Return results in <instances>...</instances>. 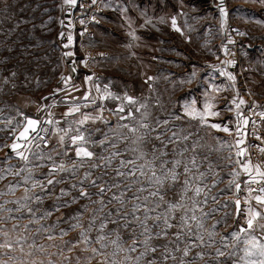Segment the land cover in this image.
Masks as SVG:
<instances>
[{
	"label": "rangeland",
	"instance_id": "rangeland-1",
	"mask_svg": "<svg viewBox=\"0 0 264 264\" xmlns=\"http://www.w3.org/2000/svg\"><path fill=\"white\" fill-rule=\"evenodd\" d=\"M75 3L66 0H0V217L3 218L0 219V244L12 245L10 249L0 247V264H135L136 256L143 251L139 243L143 237L137 239V250L129 253L121 249H127L133 244L131 228H117V225L109 223L103 233L107 238L100 243L96 242L97 235L101 234L97 229L101 223L100 218L105 213L112 211L115 215V209L120 207L116 201L107 203L113 193L119 195L121 190L125 191L127 207L123 211H129L132 194L140 187L149 186L148 177L151 173L147 168L144 176H141L139 171L135 176H117L118 169L127 172L133 167L128 165L121 168V160H135L138 167L146 160L153 159L154 148L158 157L160 150L166 153L160 159L182 161L177 169L179 178L167 190L166 195L167 200L183 204L182 208L175 211L176 219L172 223L179 225L180 217L186 212L189 216L192 215L193 199L197 202V216H200L201 210L207 213L215 209L214 213L204 218L203 228L199 230L204 237V246L193 247L185 259L192 261L196 254L201 252L204 253L203 259H195L194 264H217V260L221 264H245V259L259 260L258 255L245 257V250L248 248L245 241L249 235L264 242V207L258 205L255 200L257 195L264 196V193L250 191L249 183L252 177L256 176L258 167L245 159L241 165V176H234L230 181L235 182L230 184V181L222 183L221 180L228 174L229 165L223 168L208 166V155L211 153L220 157L221 150L228 144L224 140L220 141L223 133H226L227 137L233 133L236 141H242L239 143L242 147L245 145V128L238 130L235 113H227L224 117L218 112V99L223 96L215 95L214 88H221L225 78L218 77L220 81L214 86L210 83L211 79L201 83L198 81L201 66L210 69L220 60L224 39L219 49L213 44L212 37L203 42L202 51L197 50V43L193 44L192 48L196 50L191 54V60L196 64L193 78L198 83H193L190 89L195 96H183L184 85L169 82L167 60L155 61L156 55L168 58L169 54L164 51L165 45L159 47L157 36L153 35L151 30L147 31L151 29V21L143 23L144 40L141 39L139 43L134 30L121 35L119 21H115L118 35L110 37L109 27L103 18L91 36L80 40L75 34L76 31L69 25ZM158 7L163 14L160 17L159 33L168 38V21L164 16L168 6ZM177 7H180V4ZM147 13L151 15L152 11L149 9ZM134 20L135 17L132 18V21ZM227 24H233L244 40L238 53L239 69L236 72L230 71L235 76L232 84L237 81L239 96L257 98L255 107L249 104L246 110L254 108L257 113L262 114L264 52L247 53L243 46L250 43L264 45V20L247 21L242 28L230 20L225 22V26ZM132 25H135V22H132ZM175 41L178 43L180 38ZM103 55L106 57H102ZM128 97L134 102L129 103ZM76 107L79 111L72 112ZM121 108L123 111H120ZM70 112L71 115H66ZM129 113L132 114L131 118ZM46 115L53 118V130L46 145L40 146L28 141L26 146L18 151L23 153L27 160L21 159L16 152H7L12 138L23 125V117L39 118ZM85 116L89 119L80 124ZM201 116L204 117L203 120ZM143 124L148 125V128L142 127ZM212 124H220L221 128L226 126L229 131L216 130L211 127ZM132 128L136 131H130ZM80 134L86 137L87 142L82 145L80 142L73 144L72 136ZM185 136L188 137L187 140L183 139ZM138 137L143 139L134 143ZM101 141L104 142L103 145ZM237 143L235 142V145ZM77 146L87 148L94 153V157L79 162L75 154ZM184 149L186 151H183V156L177 155ZM234 149L237 150V146ZM140 152L145 153L143 159H137ZM108 158L111 163L105 166ZM193 158L195 167L192 165ZM160 159L155 161L157 168ZM53 162L57 165L63 163L69 170L49 177ZM73 162H76L74 173L71 171ZM185 163L191 169L188 174L184 173ZM93 164L100 167L93 168ZM246 165L251 168V172L244 171ZM166 167L170 168L171 164ZM89 171L91 179L96 180L98 185L118 183L120 187H113L103 197L106 207L102 212H95L96 225L88 233L90 242L80 243L69 250L71 245L64 242L76 243L80 239L79 233L82 229L68 230L67 235L61 236V229H69L68 218L82 212L80 223L86 230L94 210L100 206L87 199H77L68 207H61L59 211L53 210V205L78 197V189L72 190L71 185L77 184L79 188L80 180L85 172ZM200 173H204L202 178ZM49 178L62 182L48 186ZM186 178H191V186L189 191L184 193ZM25 179H28L27 183L24 182ZM34 182L44 184L46 191L42 192L39 187L33 188ZM236 183L240 184L238 194L235 193ZM128 185H131V191L127 190ZM197 186L203 188L200 196H195ZM62 188L67 190L69 195L57 201L56 197L60 195ZM84 188L91 193L98 191V188L89 187L87 182ZM33 194L41 195L42 203L25 200V196ZM147 194L140 193L141 197ZM91 199L95 201L100 197L93 195ZM237 199L240 200L241 208L239 216L236 215ZM246 200L248 203H245ZM21 204H26L27 207L17 212L16 209ZM84 205L88 206L87 211L83 210ZM249 206L260 211L262 215L254 221L252 230L240 233L239 239L234 240L231 233H239L241 227L247 229ZM28 207L36 213L35 217L28 213ZM165 208L166 205L162 206L160 211ZM46 209L51 210L52 215L40 219ZM58 217H63V220L58 222ZM33 220L38 222H30ZM151 223L149 221V224ZM53 225L54 228L51 227ZM136 231L138 233L141 230L137 228ZM178 231H181L178 226L169 229L168 239H174ZM183 231L187 232V229ZM196 232L195 223L192 222L193 236H184V242H178L179 247L183 249L185 243L191 244ZM209 233L214 234L209 236ZM117 234L120 240L114 245L112 241L116 239ZM49 235L53 239H48ZM223 237H227V247L221 243ZM18 240L20 243H17ZM153 243L159 246L168 243V240H154ZM101 244L105 246L101 247ZM169 246L175 248L176 245ZM217 248L224 251L225 255L217 257ZM92 249H96V252ZM175 254L179 258L183 253L181 251ZM156 255L158 256L159 252ZM167 264L173 262L169 260Z\"/></svg>",
	"mask_w": 264,
	"mask_h": 264
},
{
	"label": "snow or ice",
	"instance_id": "snow-or-ice-1",
	"mask_svg": "<svg viewBox=\"0 0 264 264\" xmlns=\"http://www.w3.org/2000/svg\"><path fill=\"white\" fill-rule=\"evenodd\" d=\"M66 2L70 3H75V0H66ZM96 0H93V3H95ZM220 12L222 15H225V11L223 8L220 9ZM173 26H175V19H173ZM15 75V74H13ZM231 78V77H230ZM90 79V78H89ZM151 79V77H149ZM128 102L133 103L134 101L132 100L131 97H128ZM243 103V101H241ZM143 107V105L141 106ZM79 111V108H73L72 112H77ZM120 111H123V108L120 109ZM139 111V109H137ZM72 113H67L66 115H71ZM189 115H192V113H188ZM212 115H215V113H210ZM131 113H129V118H131ZM202 120L204 119L203 116L200 117ZM89 119L88 116L84 117V120L80 121V124H83L85 121ZM123 119V117H122ZM51 123V121H49ZM167 123V122H165ZM38 122L33 119H28L27 120V125L25 126L23 132L20 134V138L27 139L26 133L29 131H36V126ZM144 128H148V125L143 124L141 125ZM123 127H128V125H123ZM212 128L216 130H223L225 132H228L229 129L225 126L221 128L220 124H212ZM130 131L135 132L136 129L132 128ZM67 134V133H65ZM175 135V134H174ZM159 139V137H156ZM143 137H138L137 141H134V143H137L139 140H142ZM184 140H187L188 137L185 136L183 138ZM170 142L171 138H169ZM61 141H63V137H61ZM77 142H80V145L86 143V137L83 134L80 135H74L72 136V143L77 144ZM103 141H101V145H103ZM238 143H242V141H239ZM20 147L19 144L13 143L11 145V149L13 152H16L18 156H20L21 159L27 160V157L23 155V153L18 152L17 149ZM115 147V145H113ZM133 151H138V149H133ZM157 150L154 148L153 152V159L151 161H145L144 164L139 165L138 167L136 166V161L135 160H121L120 166L121 168H126L128 165H132L133 167L130 168L127 172L120 171L119 169L117 170V176H135V173L137 171L140 172L141 176L146 175L145 168H147L148 172L151 173V175L148 177V187H140L137 189L136 192L132 194V204H131V209L129 211H123L124 208L127 207L126 205V195L125 191L121 190L119 192V195L116 193H113L111 198L107 201V203H112L113 201H116L120 207L115 209V215L113 214L112 211H109L105 213L100 219L101 223L99 224V228L97 231L101 233L100 235H97L96 237V242L100 243L101 241L105 240L107 237L104 235L105 229L108 227V224H115L117 225V228H131L132 229V234L134 236L133 239V244L130 245L127 249H121L126 252H135L137 250L136 244H137V239L139 237H143L142 240H139L140 245L143 247V251L139 253V255L136 256L135 258V264H167L169 260L173 262V264H194L195 259H203L204 253L198 252L196 254V257L193 258L192 261H188L185 258H187L191 252V249L193 247H203L204 244V237L199 233V230L203 228V222L204 218L211 215L212 213L215 212V209H213L211 212H203L201 210L200 216L196 215L197 212V207H196V200L193 199V207L191 209L192 215L189 216L187 212L185 215L180 217V222L179 225H174L172 223L173 220L176 219L175 217V211L178 208H182L183 204L182 203H173L171 200L166 199L167 195V190L170 189L178 180L179 178V173L177 172V169L181 166V159H173L172 161H169L167 159H160L161 157L165 156L166 153L163 150H160V155L159 157L155 155V152ZM183 151H186V149L182 150L181 152L177 153L179 156H183ZM175 152V150H174ZM76 157L78 158L79 162H83L84 159L91 160L94 157V153L89 151L87 148L83 146H77L76 147ZM242 154L241 152L238 153ZM113 155H119V153H113ZM145 156V153L140 152V155L137 157V159H143ZM49 159H51L49 157ZM103 159V158H102ZM157 159H160V164L159 168L155 166V161ZM111 163L110 158L107 159L106 165H109ZM171 164V167L168 168L166 167L168 164ZM192 165L195 167V158L192 160ZM93 168L95 167H100V165L93 164ZM76 169V162H73V167L71 171L74 173ZM69 169H66L64 164L61 163L59 165L55 164L53 162L52 167L49 169V177H53L56 173L58 172H64L68 171ZM191 171V169L188 167V165L185 163L184 164V173L188 174ZM245 172H251V168L249 166H245L244 168ZM19 175V173H16ZM204 176V173H200V178ZM256 176L261 177L264 179V172H262L259 168L256 169ZM256 176L252 177L253 182L256 181ZM30 178V177H29ZM199 179V178H197ZM25 183L28 182V179H25ZM62 181L56 180L54 178H49L47 179V185L48 186H54L57 183H60ZM88 183L89 187H95L98 188V191L95 193H91L89 191H86L84 188V184ZM134 183L136 181H133ZM235 181H230L231 183H234ZM168 186L167 188L165 186ZM191 186V178H186L184 180V188L183 191L184 193H187L190 189ZM214 186V185H213ZM39 187L42 192L46 191L45 185L41 184L39 182H34L33 183V188ZM115 187L119 189V184L118 183H113L111 185H98L96 180L91 179V172H85L84 177L80 180L79 182V188L77 184H72L71 189L72 190H77L79 191V196L78 197H73L72 200L70 201H63L62 203H56L53 205V210L59 211L61 207H68L70 204L75 203L77 199H87L93 204H98L100 207L96 210H94V214L92 215L91 219L89 220V226L88 229H83V226L80 223V219L82 216V212H78L76 215L70 216L68 218V223H69V229H61V236L67 235L68 230H75L77 228H81L82 230L79 233L80 239L76 242L73 243L72 241H65L64 243L66 245H71L70 249L75 248L78 244L83 243V244H88L89 241V236L88 233L91 231V229L96 225V220L97 216L95 215V212H102L103 209L106 207L105 200L103 197L105 196L106 192L111 191V189ZM235 187L237 191L240 189V184L236 183ZM11 190V189H10ZM127 190L131 191V185L127 186ZM26 192L28 189L25 190ZM203 188L197 186L195 188V196H200L202 193ZM251 191V189H250ZM260 192H264V187L259 189ZM147 192L148 194L146 196L141 197L140 193ZM69 195V192L65 189L60 190V195L56 197L57 201H60L62 197ZM93 195H96L100 197V199L93 201L91 198ZM206 199L204 203H206ZM215 200V197H213ZM25 200H34V203H42L43 197L39 194H33V196H25ZM255 200L257 201V204L260 205L261 207H264V196L257 195L255 197ZM17 203V202H14ZM245 203H248L247 200ZM236 204V210H237V216L240 215L241 208H240V200L235 201ZM166 208L163 211H160L162 206H165ZM227 205L225 204V207ZM27 207L26 204H21L20 207L16 209L17 212H20L22 208ZM84 211H87L88 206L84 205L82 206ZM28 213L32 216L35 217L36 213L33 211L31 207L27 208ZM11 211V210H9ZM52 215L51 210H44L42 213L40 219H46L48 216ZM262 213L260 211H257L253 209L251 206H249L248 211H247V229L244 227H241L239 230V233L233 232L231 233V237L234 240H238L240 237V233H245L246 231L252 230L254 228V221L257 220L258 217H261ZM0 219H3L0 217ZM58 222L63 220V217H58L57 218ZM149 221L152 223L149 224ZM30 222H38L36 220L30 221ZM192 222L195 223V227L197 229V232L195 234V238L193 239L191 244L185 243V246L183 249L179 247V243H183V237L188 236L192 237ZM179 227L181 231H178L175 234L174 239H168L169 238V229L173 227ZM15 227V226H14ZM55 227V225L51 226ZM25 228H27V225H25ZM139 228L141 231L137 233L136 229ZM213 228H215V225H213ZM183 229H187V232H184ZM50 229H45V231H49ZM214 233H209V236H212ZM7 235V233H5ZM48 239H53L51 235L48 236ZM160 239H167L168 243L161 244L157 246L156 244L153 243L154 240H160ZM120 240V236L117 234V237L115 240L112 241V244L116 245L118 241ZM227 240V237H223L221 240V243L224 244V247H227V243L225 241ZM199 241V243H197ZM179 242V243H178ZM17 243H20L18 240ZM245 243L248 245V248L245 250V257H252V256H259V260H248L245 259V264H264V242H262L261 239H258L256 236L249 235V238L245 241ZM175 244V248L170 247L169 245ZM105 245L101 244V247H104ZM211 244H209V247ZM0 247H6V248H11L12 245L10 243H5V244H0ZM160 249H163L162 251ZM22 250V249H21ZM93 252H96V249H92ZM182 251V256L179 258L176 256L175 253L181 252ZM159 252V255L157 256L156 254ZM217 257L224 256L225 253L222 251L220 248H217L216 250ZM151 256V259H148L147 257ZM127 259V257H126ZM244 259V258H242ZM51 264V262H50ZM217 264H221L219 260H217Z\"/></svg>",
	"mask_w": 264,
	"mask_h": 264
},
{
	"label": "crops",
	"instance_id": "crops-1",
	"mask_svg": "<svg viewBox=\"0 0 264 264\" xmlns=\"http://www.w3.org/2000/svg\"><path fill=\"white\" fill-rule=\"evenodd\" d=\"M178 4H180V7H177ZM161 5L168 6L167 12L164 11V16H166L168 21V38L159 33L161 30L159 26L160 17L163 14L158 6ZM221 8L224 9L225 15L221 14ZM149 9L152 11L151 15L147 13ZM104 10L102 18L109 27L108 33L110 37L118 35L115 29V21H119L121 35H125L126 32L131 33V30H134L139 43L144 36L142 34L145 29L143 23L151 21V29L149 28L147 31L151 30L153 35L157 36L159 47L165 45L164 51L169 54L168 58L156 55L155 61L165 62L164 60H167L166 68L169 74V82L172 84H183V96H195L190 89L193 83H198L193 78L195 75L194 69H196V64L191 60V54L196 51L192 48L193 44L197 43V50L202 51L203 42L212 37L214 40L213 44H216L219 49L221 47L220 43H223L226 21H233L241 27L247 21L264 20V0H111L105 5ZM134 17L135 20L132 21ZM173 19H175V26H173ZM132 22H135V25H132ZM176 38H180L178 43L175 41ZM243 47L247 53L264 52V45L250 43V45ZM200 71L199 83L203 80L211 79L210 83L214 86L220 81L218 77L223 76L225 78L221 88H214L215 95L223 96L218 99V112L222 113L224 117L227 116V113H235L238 130L246 128V108L249 104L255 107L254 104L257 102V98L254 96H252L253 99L250 96H239L237 81L234 85L232 84L235 76L229 70L227 72L226 68L208 69L201 66ZM232 135L233 133L227 137V134L223 133L220 138V141L228 142L225 148L221 150L222 155L220 157L211 153L208 155V166L215 165L223 168L229 165L227 167L228 174L222 179L219 178L222 183L229 182L234 176L240 177L242 174L241 165L246 161L244 155L243 159H241L240 154L238 155L244 146L242 147L239 143L235 145V142L240 140L236 141ZM235 146H237V150L234 149ZM215 161L217 164H215ZM238 192L236 189L235 193L238 194Z\"/></svg>",
	"mask_w": 264,
	"mask_h": 264
},
{
	"label": "built area",
	"instance_id": "built-area-1",
	"mask_svg": "<svg viewBox=\"0 0 264 264\" xmlns=\"http://www.w3.org/2000/svg\"><path fill=\"white\" fill-rule=\"evenodd\" d=\"M111 0H77L72 8L69 20L70 27L76 31L75 34L80 40L92 35L93 30L101 23L105 5ZM243 35L233 24L224 27V47L220 60H217L213 68H226L231 72L239 69V48L243 44ZM102 57H106L103 55ZM247 126L245 128V145L243 147L244 156L253 165L264 172V113H257L254 108L246 110ZM26 117L22 118L24 121ZM38 119L37 131L31 136L29 142L44 146L47 144L50 133L53 130V118L51 116H41ZM51 121V123H49ZM27 142L25 143L26 146ZM259 177V176H258ZM256 177L257 182L250 183V188L254 192H260L264 187V179Z\"/></svg>",
	"mask_w": 264,
	"mask_h": 264
},
{
	"label": "water",
	"instance_id": "water-1",
	"mask_svg": "<svg viewBox=\"0 0 264 264\" xmlns=\"http://www.w3.org/2000/svg\"><path fill=\"white\" fill-rule=\"evenodd\" d=\"M28 119H33V120H36L38 122V119L35 118V117H26L23 121V125L21 126L20 130L15 134V136L12 138L11 140V144L10 146L8 147L7 149V152L8 153H13L12 149H11V145L13 143H17L20 145V147L17 149V151L23 149L25 147V143L29 141V139L31 138V136L37 131V128H38V124L36 126V131H29L28 133H26V136H27V139H24V138H20V134L21 132H23L25 126L27 125V120ZM243 155H244V152H243V149H242V154H240V157L241 159H243ZM236 206V204H235ZM236 215H237V210H236Z\"/></svg>",
	"mask_w": 264,
	"mask_h": 264
}]
</instances>
